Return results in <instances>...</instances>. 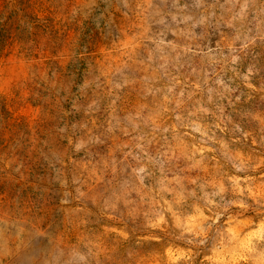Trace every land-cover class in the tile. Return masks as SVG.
<instances>
[{"label":"rangeland","instance_id":"obj_1","mask_svg":"<svg viewBox=\"0 0 264 264\" xmlns=\"http://www.w3.org/2000/svg\"><path fill=\"white\" fill-rule=\"evenodd\" d=\"M243 4L241 0L233 12L216 14L230 19ZM116 6L118 0H0V264H79L74 251L84 252L87 264H168L175 249L168 256L165 249L179 234L173 226L196 225L205 196L226 207L218 223L231 246L209 251L207 259L201 255L194 264H264V0H249L245 11L251 24L245 21L239 27L233 21L232 29L221 26L213 33L209 28L205 40L191 41L205 53L212 49L209 56L215 55L217 45L225 56L230 48L238 56L224 71L216 66L217 75L206 85L190 77L191 87L180 96L185 83L181 75L173 89L170 107L195 112L191 123L204 135L190 129L185 130L190 132L187 137L164 133L169 138L161 141L162 150L179 159L165 163L163 171L143 185L133 177L125 188L134 185L136 190L121 196L114 208L106 197L95 203L60 204L65 198L62 185L72 176L60 145L68 148L82 138L73 135L74 129L86 139L89 133L97 135L100 124L107 129L113 115L123 121L143 115L142 109L158 111V105L147 102L153 99L150 91L161 83L164 62L141 64L135 53L143 51L145 36L153 37L156 28L163 27L154 24L159 17L153 10L160 8L163 14L171 9L179 19L177 9L172 0L166 5L160 0H153L152 7L144 4L142 15L137 8L124 24L123 59L110 53L95 68L85 65L83 53L97 47V33L111 32L109 14ZM184 7L185 0H179L177 8ZM115 15L119 24L122 18ZM164 18L171 23V15ZM11 23L14 32L8 30ZM204 27L189 31L200 37ZM184 29L180 24L181 33ZM163 39L165 44L189 42L187 34L174 36L171 31ZM129 55L136 61L131 68ZM203 59L211 71L209 57ZM200 60L197 56L193 66L202 80ZM94 93L104 95L98 102L103 115L89 111L96 102ZM112 101L114 113L109 108ZM152 119L163 126L172 124L170 118L162 121L155 114ZM111 135L110 149L128 140L117 130ZM191 135L196 141L190 142ZM77 155L84 170L97 164L98 157H90L85 149ZM161 196L172 212L165 213L166 223L160 228H148L163 204Z\"/></svg>","mask_w":264,"mask_h":264},{"label":"clouds","instance_id":"obj_2","mask_svg":"<svg viewBox=\"0 0 264 264\" xmlns=\"http://www.w3.org/2000/svg\"><path fill=\"white\" fill-rule=\"evenodd\" d=\"M160 3L166 5L169 0H160ZM240 3L241 0H224V4H221L220 0H185V7L177 8L179 0H172V8L177 9L179 19H177V15L171 14V9L164 11L163 14L160 8L153 10L154 15L159 17L154 20V24L163 27L162 29L157 27L153 37L145 36V40L148 42L144 45L143 51L137 52L135 55L139 56L140 63L145 65H150L153 62H164L160 65V67L164 68V72L160 74L161 83L150 91L149 95L153 99L147 102L149 105H158V111L152 108L142 109L143 115L125 117L123 121L117 120L115 115H113L109 120L107 129L104 128L103 124H100L97 129V135L93 136L89 133L86 139L83 138V134L80 133L78 128L74 129L73 135L81 136L82 138L77 143L70 144L68 148L60 145L66 161L65 168H67L68 164L72 166L70 183L65 180L62 185L65 188V198L60 200L61 205L66 206L72 201L77 204H84L89 201L95 203L98 199L106 197L113 202L112 207L114 208L115 202L119 201L121 196L136 190L134 185L131 188H125V185L132 183L133 177H138L140 184L143 185L146 178H152L155 176V172L163 171L165 163L172 164L179 159V157H175L170 152L163 151L164 144L161 141L167 142L169 136L173 138L190 136V132L185 131L186 129H190L191 133L204 135L199 126L193 127L191 123V117L196 115L195 112L181 110L179 105L170 107L175 99L173 89L179 83L181 75H183L185 83L179 95L184 96L185 89L191 87L187 83L190 77L195 76L198 84L206 85L211 77L217 75L216 66H219L220 70L224 71L225 66L229 62L233 65L236 64L238 56L233 54L236 51L234 48H230L229 56H225L224 49L217 45L215 55L209 56L212 49L205 53L199 44L193 45L191 41L205 40L208 36L209 28L213 30V33L219 31L221 26L226 29H232L235 27L233 21L238 22L239 27H244L245 21L251 24L252 21L248 20L245 11L249 6V0H244L240 11L235 12L230 19L226 18L224 14L217 16V11H222L223 13L233 12ZM144 4L152 7L153 0H118V6L115 7L113 13L109 14V21L113 25L111 32L108 34L97 33L101 37L97 47L83 53L85 65L91 64L95 68L96 64L106 59L110 53H114L118 58L123 59L126 51L123 50V45L127 41V34L124 31L126 18L133 14L137 8H139V12L142 15L146 11L142 7ZM226 5L229 7L226 8ZM116 13H119L122 18L119 24H117ZM168 15H171V23L164 18ZM180 24L185 25L184 33L179 30ZM197 25L205 26L204 32L200 37H196L194 33L189 31L190 29H195ZM173 26H175L176 31H173ZM170 31L174 36L187 34L189 42L183 44L170 42L165 44L163 38ZM197 56H201L198 67L203 70L202 80L197 67L193 66ZM203 57H209L210 64L208 67L211 71L205 68ZM128 60L132 62L129 65L131 68L136 61L133 59V55H129ZM102 67L103 64H101ZM169 69L174 70L175 74ZM181 69H183V73H181ZM129 75H132V72H129ZM124 79H127V77H124ZM244 79L247 80V77H244ZM93 83H95V80H93ZM215 83L221 84L222 81L216 80ZM119 86L116 85V87ZM94 95L96 96V102L89 106V111L92 113L101 112L98 102L104 98V95L98 93H94ZM106 95L110 96L111 92ZM114 104L115 101L109 104V108H112L113 113L115 112ZM197 111L200 110L198 109ZM153 114L160 116L162 121L170 118L172 124L168 126L157 124L152 119ZM101 115H103V112H101ZM113 130L119 131L123 136L128 137V140L110 149L108 141L112 138ZM164 133L169 134V136L163 135ZM194 141H196V137L191 135L190 142ZM180 142L183 143V140ZM158 144L160 147H157ZM82 149H85L90 157H98L97 164L92 165L91 170L82 169L79 163L77 154ZM97 165H100L99 169H97ZM239 170L237 169V171ZM105 176H110V179L105 180ZM98 184L99 187H97ZM189 195L195 196V193H190ZM202 199L204 204L202 208L197 209L198 223L196 225L182 226L177 224L173 226L179 230V234L174 235L171 243L165 249V256H168V253L175 249L173 252L174 258L169 257L168 264H180L181 261L183 264H194L195 259L201 255H204V258L207 259L209 251H214L224 246H231L226 230L222 231L223 226L218 223L219 217L227 211L226 207L216 203L213 198L205 196ZM160 200L163 201V204H161L160 209L155 214L156 220L146 225L148 228H160L162 224L166 223L165 213L172 212L171 205L164 207V205H167V201L164 200L163 196L160 197ZM205 212L208 214L205 215ZM72 256L79 264H87V255L84 252L74 251Z\"/></svg>","mask_w":264,"mask_h":264},{"label":"trees","instance_id":"obj_3","mask_svg":"<svg viewBox=\"0 0 264 264\" xmlns=\"http://www.w3.org/2000/svg\"><path fill=\"white\" fill-rule=\"evenodd\" d=\"M12 23L15 24L14 21H13ZM12 23L9 25V29H8L10 32H14V31L12 30ZM8 38H9V39L11 38V33H9Z\"/></svg>","mask_w":264,"mask_h":264}]
</instances>
